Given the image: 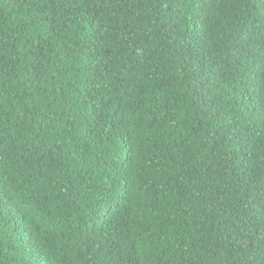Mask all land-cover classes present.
I'll return each mask as SVG.
<instances>
[{"label": "trees", "instance_id": "16d2710c", "mask_svg": "<svg viewBox=\"0 0 264 264\" xmlns=\"http://www.w3.org/2000/svg\"><path fill=\"white\" fill-rule=\"evenodd\" d=\"M0 264H264V0H0Z\"/></svg>", "mask_w": 264, "mask_h": 264}]
</instances>
